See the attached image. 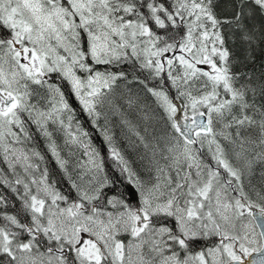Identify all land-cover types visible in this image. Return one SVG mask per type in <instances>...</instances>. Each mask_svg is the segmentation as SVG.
<instances>
[{
	"label": "snow or ice",
	"instance_id": "snow-or-ice-1",
	"mask_svg": "<svg viewBox=\"0 0 264 264\" xmlns=\"http://www.w3.org/2000/svg\"><path fill=\"white\" fill-rule=\"evenodd\" d=\"M257 163L264 0H0V264H264Z\"/></svg>",
	"mask_w": 264,
	"mask_h": 264
},
{
	"label": "trees",
	"instance_id": "trees-1",
	"mask_svg": "<svg viewBox=\"0 0 264 264\" xmlns=\"http://www.w3.org/2000/svg\"><path fill=\"white\" fill-rule=\"evenodd\" d=\"M259 55V53H258ZM124 98V99H123ZM122 103L123 104H120V106H122V110L126 111L127 114H129V112L127 111V104H126V96H122ZM72 103H73V107L76 109V119H78L83 127L85 129H87L91 135H92V142L94 145H101L102 147H105L104 145V142L100 136V134L92 127L91 125V122H90V119L89 117L83 112V110L80 108L78 102H76L73 98L72 100ZM148 103L150 104L151 101L149 100ZM131 114L129 115V117L133 120L134 123H138V124H143V121L141 120V116H142V112L137 110V108L135 106H133V108H131ZM133 116V118L131 117ZM116 118L114 119V122L117 127L115 129L116 131V134H117V137H118V140L119 142H121V137L123 139H128L127 138V134L125 133V130H123L120 125H119V116H115ZM120 127V129H119ZM33 131H35V129L33 128ZM126 136V137H125ZM135 140V138H129L128 140ZM36 140L38 142V146L40 147V150L44 153L45 157H46V163H47V167L49 169V173H50V178H55L58 183H57V187L61 188L63 191H69V188H68V184H67V181L64 179V176H63V173L61 172L59 166L57 165L55 159L52 157V155L50 153L47 152L45 146H44V140L39 136L37 135L36 136ZM122 143H125L124 141ZM123 145V150H125L126 154L132 159V160H136V157H137V151H134L132 148L129 149V144H122ZM107 150V149H106ZM135 167H137L138 169L142 168V162L136 160V163L134 164ZM142 175H143V172H142ZM259 177V176H258ZM264 181V179H263ZM262 187H264L263 185H261ZM5 193L8 194V195H11L10 193L7 192V189H4ZM9 211H12V209H9Z\"/></svg>",
	"mask_w": 264,
	"mask_h": 264
},
{
	"label": "rangeland",
	"instance_id": "rangeland-1",
	"mask_svg": "<svg viewBox=\"0 0 264 264\" xmlns=\"http://www.w3.org/2000/svg\"><path fill=\"white\" fill-rule=\"evenodd\" d=\"M124 99V98H123ZM122 99V95H120L119 93H118V95H117V97H116V104H118V105H120V104H123L121 101L123 100ZM127 111L129 112V114H128V116L132 113L131 112V109H129V108H127ZM132 115V114H131ZM132 118H133V116H131ZM116 117L115 116H113L112 117V120H113V122H114V119H115ZM119 129H120V127H119ZM117 130V129H116ZM125 133H126V130H125ZM127 134V133H126ZM117 135V134H116ZM121 137V142H119V140H118V137H117V143H118V146L121 148V149H123L122 147H123V145L122 144H129V138H135L134 136H130L129 134H127V138L128 139H123L122 138V136H120ZM126 137V136H125ZM57 139H58V142H62V141H60V138H59V136L57 137ZM125 142V143H122V142ZM98 147H99V149H100V151H101V154L102 155H105V156H107V150L104 148V147H102L101 145H98ZM129 149H131V147L129 146L128 147ZM132 150V149H131ZM127 155V154H126ZM128 156V155H127ZM129 157V156H128ZM129 159H131L130 157H129ZM106 167L108 168V170H109V172H111V161H106ZM262 173H264V164H261V163H257L256 165H255V168H254V171H253V174L252 175H250V176H245L244 177V183H245V190L247 191V188L248 187H253V188H255V189H259V188H261L262 186L261 185H263L264 186V181H263V179H264V174H262ZM259 176V177H258ZM248 186V187H247Z\"/></svg>",
	"mask_w": 264,
	"mask_h": 264
},
{
	"label": "flooded vegetation",
	"instance_id": "flooded-vegetation-1",
	"mask_svg": "<svg viewBox=\"0 0 264 264\" xmlns=\"http://www.w3.org/2000/svg\"><path fill=\"white\" fill-rule=\"evenodd\" d=\"M248 187V186H247ZM249 188V187H248ZM248 188H247V190H248Z\"/></svg>",
	"mask_w": 264,
	"mask_h": 264
}]
</instances>
